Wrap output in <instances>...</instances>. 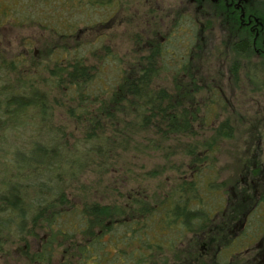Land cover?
Here are the masks:
<instances>
[{"label": "trees", "instance_id": "1", "mask_svg": "<svg viewBox=\"0 0 264 264\" xmlns=\"http://www.w3.org/2000/svg\"><path fill=\"white\" fill-rule=\"evenodd\" d=\"M252 1L246 11L261 22L252 29L222 6L187 9L164 32L131 35L134 63L124 65L106 38L121 0H0L2 260L11 244L30 238L35 251L16 249L28 264H53L58 251L60 264H233L239 248L264 242V193L236 201L221 174L219 149L233 134L219 121L230 69L218 80L208 71L199 77L195 66L209 30L218 40L212 51L231 61L237 81L264 88V0ZM68 9L89 25L78 28ZM22 28L40 33L11 51L5 34ZM104 40L109 45L84 46ZM60 109L76 134L65 133ZM137 139L145 171L122 159ZM159 174L169 182L163 178L162 195H118L131 176L146 183ZM223 216L228 221L213 226ZM226 229L227 241L215 242Z\"/></svg>", "mask_w": 264, "mask_h": 264}, {"label": "rangeland", "instance_id": "2", "mask_svg": "<svg viewBox=\"0 0 264 264\" xmlns=\"http://www.w3.org/2000/svg\"><path fill=\"white\" fill-rule=\"evenodd\" d=\"M121 2V10L118 13L117 20H114V25L112 24L114 27L111 28L112 30H106V38L109 36L107 38L109 40V38H112L113 36L111 44L116 50L114 51L113 55L118 56V58H120L123 62L125 61L124 65L127 63H134L132 58L134 56L133 54L135 53V45L137 43L133 44V41L136 42L135 37L133 38V41H131L133 35L135 36L138 34L139 36L144 37V29L147 30L149 34H151L155 29L156 31H160L161 29L164 32V26H166L164 24L172 23V20L174 21L177 16H184L186 13H189L187 9H189L193 15H196L195 13L198 12L203 13L200 11L203 10V8L197 6L194 4V2L190 3V0H121ZM60 9L62 10V8ZM49 12L50 10H45L44 15L49 17ZM67 12L70 15L71 20L76 23V25H79L78 28L89 25L78 24L77 20L81 19L78 17L81 16V12H73L70 9H68ZM143 12L149 13L148 15H145L144 19ZM71 15H73V17H71ZM105 15L106 13L103 14L101 12L99 19L104 20ZM166 15H168L170 20L166 21V19H163V17ZM198 16L201 17L200 14ZM217 16L219 15L217 14ZM204 17L207 16L204 15ZM220 18L222 20L224 19L222 16H219L217 20H220ZM182 28L183 26H181V29ZM37 31L38 30L32 28H22L19 31L16 29L9 30V33H6L4 38L7 45L6 47L9 49L11 48V51L14 50L17 52L16 48H19L22 45V36L34 35L35 37L39 32ZM181 32L183 35L186 31L183 28ZM209 32L210 31L208 30L203 36L201 41L203 55L201 58L196 57L195 66L198 70L199 77L203 74V72L208 71L211 77L215 76L218 78V80H223L224 70L230 69V84L228 83L230 88H228L227 96H225L223 105L225 109L220 111L219 121H227L228 123L232 124L231 127L233 128V134L229 141H225L221 144L219 149V159L220 167L222 168L221 174L226 179L227 184L232 185L229 186V190L232 194H235V199L237 201L240 199L239 197L241 193H248L250 197L254 196L255 193H264V88H253L251 86H247L248 83L244 86L243 80L241 78L240 81H237L239 72H235L233 69H231V61H222V57L212 51V48H214L218 40L215 35H211ZM49 35L55 38L54 35H51L50 33ZM91 35L95 36L96 32L92 31ZM45 36H47L46 32L42 37ZM157 38L159 39V37H155L154 39L158 40ZM108 40H104L101 43L94 41L84 46H87L85 47L86 49H93L96 47L100 48L105 44L109 45ZM50 41L53 44L55 42L57 43L56 38L54 40L51 38ZM132 49L134 53H132ZM82 53L87 54V51H82ZM220 53L223 54L224 52L220 51ZM94 63H96L95 60L93 64ZM225 75H228L227 72H225ZM62 112L63 110L60 109L58 114L60 119L66 123L67 128L64 130L65 133L72 132L76 134L77 126L71 122H68L62 115ZM143 145L144 144L140 143V139H137L134 146L133 144L130 146L132 147L131 152L127 155H123L122 159H124L126 156L129 157L132 165L135 167H145V169L142 170L145 171L151 168L150 164L144 163L148 162V160L144 157V155L140 154V152H137L144 150ZM139 155H142V157L139 158ZM140 173L141 171L138 172V174ZM131 177L132 179H129L128 184H125L127 188L122 189L118 195L129 194L132 196L135 193L140 194L143 191H145L147 194L149 191L151 193L156 192L158 195H162V190L160 189L162 187L163 178L166 179V183L164 185H166L168 182V178H162L161 174L157 175V177L151 180L146 181V183L134 181L133 176ZM118 200L123 204L122 199ZM224 220L227 222L228 216L220 217L213 226L222 224V221ZM223 233L224 237L221 239H224L222 241L217 240L215 242L227 241V229L223 231ZM26 241L27 242L19 245L11 244L10 247L7 248L9 250V255H7L6 260H2L0 258V264H28L29 257H23L21 251L16 249H18V247L21 245V248H23L25 253L31 252L32 250L35 251L36 249L34 246L36 245V247H38V243L35 241V239L32 240L31 238ZM258 241L251 240L246 246L244 245V247L239 248L237 251H240L241 254L236 256V259L231 260L234 261L233 264H246V262L251 259L255 262H260L259 264H264V242L255 249H252L255 247V244ZM27 243H29L27 246L23 245ZM29 245H31V249ZM205 245H207V243ZM245 249H248L246 250L248 253L245 252ZM249 249L252 250L249 251ZM62 261L63 259H61V256H59L58 251L56 258H54V256L52 257V263L60 264ZM41 264L46 263L43 262Z\"/></svg>", "mask_w": 264, "mask_h": 264}, {"label": "flooded vegetation", "instance_id": "3", "mask_svg": "<svg viewBox=\"0 0 264 264\" xmlns=\"http://www.w3.org/2000/svg\"><path fill=\"white\" fill-rule=\"evenodd\" d=\"M194 2L197 6L201 7L202 5H205L209 8H219L224 7L227 9V11H231L230 15L235 19L238 20L240 23L241 28L246 29L247 27L249 29H252L253 25H259L261 22L258 21L257 18L253 17L252 13H247L246 8H253V1L252 0H190V3ZM200 4V5H199ZM115 8L117 6L115 5ZM148 15L149 13L143 12V19L145 18V15ZM216 15H213V18ZM216 17L215 19H217ZM255 37H257V33L255 34Z\"/></svg>", "mask_w": 264, "mask_h": 264}]
</instances>
